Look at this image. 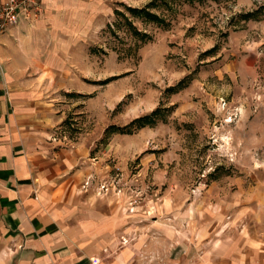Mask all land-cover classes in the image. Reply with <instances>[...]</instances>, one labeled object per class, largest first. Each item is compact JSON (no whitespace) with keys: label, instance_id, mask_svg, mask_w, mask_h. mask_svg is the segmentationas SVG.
Wrapping results in <instances>:
<instances>
[{"label":"crops","instance_id":"0c3cea01","mask_svg":"<svg viewBox=\"0 0 264 264\" xmlns=\"http://www.w3.org/2000/svg\"><path fill=\"white\" fill-rule=\"evenodd\" d=\"M112 1L41 0L39 19L0 34V264H264V163L233 190L133 204L95 151L109 126L91 125L97 85L114 76L82 73L94 68L87 39ZM71 115L83 119L78 137ZM246 115L244 148L264 150V105Z\"/></svg>","mask_w":264,"mask_h":264},{"label":"rangeland","instance_id":"374dc122","mask_svg":"<svg viewBox=\"0 0 264 264\" xmlns=\"http://www.w3.org/2000/svg\"><path fill=\"white\" fill-rule=\"evenodd\" d=\"M120 1H112V13L87 39L95 63L82 74L114 76L97 85L101 101L91 125L123 126L159 111L152 125L131 134L97 135L95 151L122 174L120 188L135 195L133 204L210 185L233 190L234 181L264 163V150L244 148L243 121L253 119L239 118L241 110L253 114L264 105V15L241 17L264 0H167L155 8L145 6L152 0ZM128 6L163 22L131 14ZM228 63L239 67L225 71ZM182 79L186 84L170 90ZM70 117V136L78 137L83 119Z\"/></svg>","mask_w":264,"mask_h":264},{"label":"trees","instance_id":"16d2710c","mask_svg":"<svg viewBox=\"0 0 264 264\" xmlns=\"http://www.w3.org/2000/svg\"><path fill=\"white\" fill-rule=\"evenodd\" d=\"M186 1L193 2V1H197V0H186ZM166 2H167V0H152L145 6H147L149 8L150 7L155 8L159 4L160 5L164 4V3L166 4ZM128 10L130 11L131 14H134L136 16L140 15L146 19L149 18L151 20H158V22H160V23L163 22V19L161 17H158V15L146 12L145 8L136 9L134 7L128 6ZM261 15H264V3L252 11L242 13L241 17L244 20H250V19L253 20V19H259V16H261ZM130 24L132 26V23H130ZM133 32L135 35L138 34V31L135 27H133ZM183 82H185V79H182L176 85L170 87V90L176 91L177 88L186 84ZM158 111H159V108H156L150 114H146V115H142V116H139L137 118H134L129 123H127L126 125H123V126L109 125L105 129L104 134L107 135L110 132H117V133H122V134H131L134 132V130L140 129V128L147 126V125H152L154 123V121H156V119H157Z\"/></svg>","mask_w":264,"mask_h":264},{"label":"built area","instance_id":"2783aa9c","mask_svg":"<svg viewBox=\"0 0 264 264\" xmlns=\"http://www.w3.org/2000/svg\"><path fill=\"white\" fill-rule=\"evenodd\" d=\"M43 14L41 0H4L0 1V34L8 27L16 24L21 17L28 21H35ZM101 190H106V185L100 186ZM89 264H97L91 260Z\"/></svg>","mask_w":264,"mask_h":264}]
</instances>
